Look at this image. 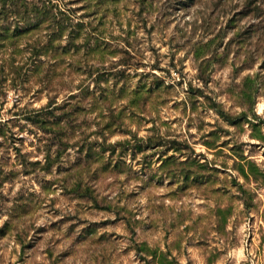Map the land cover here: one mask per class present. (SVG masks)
Listing matches in <instances>:
<instances>
[{
    "label": "rangeland",
    "instance_id": "obj_1",
    "mask_svg": "<svg viewBox=\"0 0 264 264\" xmlns=\"http://www.w3.org/2000/svg\"><path fill=\"white\" fill-rule=\"evenodd\" d=\"M0 264H264V0H0Z\"/></svg>",
    "mask_w": 264,
    "mask_h": 264
},
{
    "label": "trees",
    "instance_id": "obj_2",
    "mask_svg": "<svg viewBox=\"0 0 264 264\" xmlns=\"http://www.w3.org/2000/svg\"><path fill=\"white\" fill-rule=\"evenodd\" d=\"M189 1H191V2H192V1H195V0H189Z\"/></svg>",
    "mask_w": 264,
    "mask_h": 264
}]
</instances>
